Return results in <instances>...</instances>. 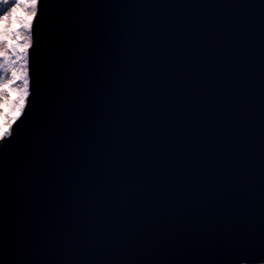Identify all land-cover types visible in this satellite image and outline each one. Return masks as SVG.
<instances>
[{"label":"water","instance_id":"1","mask_svg":"<svg viewBox=\"0 0 264 264\" xmlns=\"http://www.w3.org/2000/svg\"><path fill=\"white\" fill-rule=\"evenodd\" d=\"M38 12L0 264H264V0Z\"/></svg>","mask_w":264,"mask_h":264},{"label":"rangeland","instance_id":"2","mask_svg":"<svg viewBox=\"0 0 264 264\" xmlns=\"http://www.w3.org/2000/svg\"><path fill=\"white\" fill-rule=\"evenodd\" d=\"M22 4H26L27 0H21ZM3 9L0 8V12ZM32 16L28 15L25 8L18 7L10 18L0 20V26L4 27V41H5V59L0 60V63L5 65L4 71L0 72V76H3L4 83L0 87V121H2L7 127L16 118V114L20 112L21 101L24 102V85L21 77L27 72V66L24 67L25 58L22 59L20 51L26 41L27 34H22L19 38L15 36L17 32H21L22 29L30 28V22L28 18ZM8 38V42L6 44ZM19 42V43H16ZM15 74V79H13Z\"/></svg>","mask_w":264,"mask_h":264},{"label":"snow or ice","instance_id":"3","mask_svg":"<svg viewBox=\"0 0 264 264\" xmlns=\"http://www.w3.org/2000/svg\"><path fill=\"white\" fill-rule=\"evenodd\" d=\"M40 3V0H27L26 4H22L21 0H0V8L3 9L2 12H0V20H4L6 18H10L12 14L15 12V10L18 7L25 8L28 15L36 17L39 15L38 12V5ZM26 33V41L23 45H18V47H24V48H31L33 46V31L31 28H25L22 29L21 32H17L15 36L19 38L22 34ZM5 41L2 39V35H0V60L5 59ZM28 54L25 53V57ZM24 59V57H21ZM28 64L27 59H25L24 67H26ZM5 65L3 63H0V72L4 71ZM13 79H15V74H13ZM22 83L24 85V96L25 98L30 95V92L27 91L29 86V80L27 78V72L24 73V76L21 77ZM4 83L3 76H0V87H2ZM24 102L21 101V118L26 115L25 108L23 106ZM19 129V126H13L12 124H9L7 126V129L5 128V125L2 121H0V148H3L5 146V142H11L13 138L17 135V131Z\"/></svg>","mask_w":264,"mask_h":264}]
</instances>
